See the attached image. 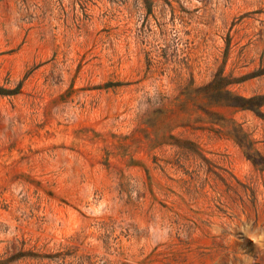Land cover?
Here are the masks:
<instances>
[{
	"label": "rangeland",
	"instance_id": "rangeland-1",
	"mask_svg": "<svg viewBox=\"0 0 264 264\" xmlns=\"http://www.w3.org/2000/svg\"><path fill=\"white\" fill-rule=\"evenodd\" d=\"M0 264H264V0H0Z\"/></svg>",
	"mask_w": 264,
	"mask_h": 264
}]
</instances>
